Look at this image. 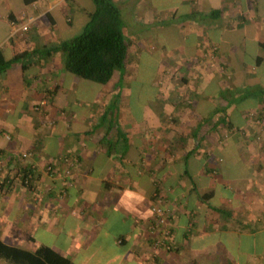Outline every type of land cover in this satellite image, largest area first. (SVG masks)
<instances>
[{"label": "crops", "instance_id": "obj_1", "mask_svg": "<svg viewBox=\"0 0 264 264\" xmlns=\"http://www.w3.org/2000/svg\"><path fill=\"white\" fill-rule=\"evenodd\" d=\"M113 1L128 55L94 86L59 49L93 0H0V239L76 264H264V0Z\"/></svg>", "mask_w": 264, "mask_h": 264}, {"label": "trees", "instance_id": "obj_2", "mask_svg": "<svg viewBox=\"0 0 264 264\" xmlns=\"http://www.w3.org/2000/svg\"><path fill=\"white\" fill-rule=\"evenodd\" d=\"M93 2L94 8L88 12L89 21L82 32L63 42L59 49L63 53L65 70L104 85L116 71L124 70L130 42L116 3L113 0ZM0 264L76 263L49 245L40 244L35 250H28L0 239Z\"/></svg>", "mask_w": 264, "mask_h": 264}, {"label": "built area", "instance_id": "obj_3", "mask_svg": "<svg viewBox=\"0 0 264 264\" xmlns=\"http://www.w3.org/2000/svg\"><path fill=\"white\" fill-rule=\"evenodd\" d=\"M22 156L25 157V156H27V154L22 153ZM46 170L51 174L53 167L51 165H48ZM32 177H33L32 173L26 174V171H23L21 169L19 172H17V175L15 176V180H18L19 182L23 183L25 186H28ZM154 213L156 215L157 223H159L161 225L166 224L167 213H166L165 209L162 208L161 205H157L154 207ZM155 229H156V224H151L149 226V231L151 233H154ZM156 242L159 245L165 246L167 249H172L173 245H172L171 239H170V229L164 228L163 229V237L159 238Z\"/></svg>", "mask_w": 264, "mask_h": 264}, {"label": "rangeland", "instance_id": "obj_4", "mask_svg": "<svg viewBox=\"0 0 264 264\" xmlns=\"http://www.w3.org/2000/svg\"><path fill=\"white\" fill-rule=\"evenodd\" d=\"M151 1V0H150ZM154 1V2H153ZM177 0H152V4L150 5V8H153L152 6H154V7H160V6H164V7H166L167 5H169V6H171L174 2H176ZM121 11H122V20H123V24L125 25V13H124V11L122 10V8H121ZM156 26H158V24H156ZM84 29V28H83ZM82 29V30H83ZM82 30H80V31H77V32H75V34L74 35H77V34H79L80 32H82ZM152 44H156V42L155 41H152ZM155 64V63H154ZM150 70L151 69H148L146 72L145 71H143L142 72V76H141V78H140V82L142 81L143 82V80H146V78H148V75L150 74ZM84 82H90V83H92V84H95V83H93L92 81H88V80H84ZM147 85V84H146ZM92 86V85H91ZM94 86H99V84L97 83L96 85H94ZM126 87H128V86H126ZM128 88H131V86H129ZM135 89L137 88V86L136 87H134ZM145 92V95L142 97V99L141 100H146V101H152L153 103L152 104H155V103H158L159 104V101H158V98L156 99L155 97L156 96H154V94L152 95L151 94V90H149V92H147V91H144ZM126 98V100H128V102L131 104V102L133 103V104H135L136 103V101H137V99H135V95H133V94H130V95H128V96H126L125 97ZM141 102V101H140ZM65 239V238H64ZM244 241H246V239H244L243 240V242ZM242 242V243H243ZM246 244V243H245ZM244 244V245H245ZM246 246V245H245ZM245 246H244V248H245ZM255 249V248H254ZM245 251L247 252L248 250H246L245 249ZM247 254H252V253H247ZM230 257H232L233 259H234V261L236 262V256L235 255H231ZM223 262H225V257H223V259H221L220 261H218V263H216V264H224ZM237 263H239V261H237ZM242 264H243V260H242Z\"/></svg>", "mask_w": 264, "mask_h": 264}]
</instances>
